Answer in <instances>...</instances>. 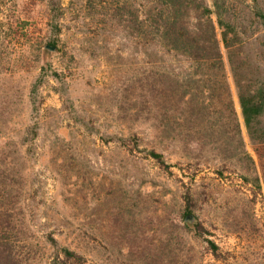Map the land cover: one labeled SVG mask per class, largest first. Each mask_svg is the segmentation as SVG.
<instances>
[{
	"label": "rangeland",
	"instance_id": "1",
	"mask_svg": "<svg viewBox=\"0 0 264 264\" xmlns=\"http://www.w3.org/2000/svg\"><path fill=\"white\" fill-rule=\"evenodd\" d=\"M231 3L248 21V5L264 0ZM115 7L0 0V264L7 248L24 264H264V145L259 157L226 50L254 166L232 156L235 144L214 143L210 107L172 115L159 90L152 119L150 75L166 64L135 46ZM256 22L245 23L238 60L252 88L263 89L264 32ZM260 120L264 128V111ZM63 247L80 257L67 258Z\"/></svg>",
	"mask_w": 264,
	"mask_h": 264
},
{
	"label": "trees",
	"instance_id": "2",
	"mask_svg": "<svg viewBox=\"0 0 264 264\" xmlns=\"http://www.w3.org/2000/svg\"><path fill=\"white\" fill-rule=\"evenodd\" d=\"M113 2L116 5L114 14L120 22L127 25L135 46L148 50L155 63L166 64V72H154L150 75L152 83L149 112L153 115L152 119L157 118L155 103L159 90L165 95V111L172 115L180 113L186 107L192 113H205L207 107H210L215 117L213 126L216 127L214 131L217 138L214 143L225 148L229 144H235L232 156L254 166V160L247 152L242 138L227 81L222 46L226 50L238 89V100L249 138L260 157L261 147L264 145V128L260 120L264 111V88H252L253 82L246 76L242 65L244 62L240 63L238 60L237 47L246 41L245 38H249L246 36L245 23H253V19H256L264 32V3L248 5L250 19L246 21L240 17L237 4L231 3V0H212V6L207 0ZM214 15L216 20L213 19ZM206 92L210 95V105L203 97ZM149 153L161 164H165L162 153L154 149ZM256 181L260 187L259 179ZM193 198L190 193L185 196L187 205L191 204ZM62 251L67 258L80 257L68 248L63 247ZM11 252L10 248L5 249L6 264H24L22 260L14 263Z\"/></svg>",
	"mask_w": 264,
	"mask_h": 264
},
{
	"label": "water",
	"instance_id": "3",
	"mask_svg": "<svg viewBox=\"0 0 264 264\" xmlns=\"http://www.w3.org/2000/svg\"><path fill=\"white\" fill-rule=\"evenodd\" d=\"M44 49L49 52H54L56 50V46L52 44H47ZM184 221L189 224H193L196 221V218L193 214H187Z\"/></svg>",
	"mask_w": 264,
	"mask_h": 264
}]
</instances>
